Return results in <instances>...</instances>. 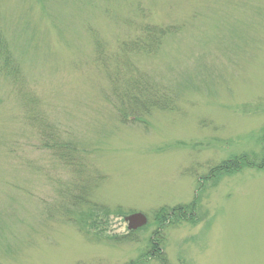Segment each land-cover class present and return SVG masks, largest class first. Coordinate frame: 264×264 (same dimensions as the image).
<instances>
[{"label": "rangeland", "instance_id": "rangeland-1", "mask_svg": "<svg viewBox=\"0 0 264 264\" xmlns=\"http://www.w3.org/2000/svg\"><path fill=\"white\" fill-rule=\"evenodd\" d=\"M0 27V264H160L157 212L194 201L168 264H264V170L208 178L264 159V0H0Z\"/></svg>", "mask_w": 264, "mask_h": 264}, {"label": "trees", "instance_id": "trees-1", "mask_svg": "<svg viewBox=\"0 0 264 264\" xmlns=\"http://www.w3.org/2000/svg\"><path fill=\"white\" fill-rule=\"evenodd\" d=\"M151 33L158 34L159 37H162L166 34V31L162 28L154 29L152 28ZM3 31L0 27V57L2 58V61L4 62V67L8 69V66H10V58L7 56L8 53V46L6 44V40L3 36ZM139 102V100H137ZM142 104L140 103L138 106V110L141 112V110H152V109H164V106L159 102H153L152 104H149L148 107H142ZM141 108V109H140ZM137 120V118H135ZM264 134V133H263ZM264 138V137H263ZM70 149V147H69ZM247 157L246 155L239 156V157H233L231 159L226 160L225 162L221 163L219 166H216L213 168L209 174V179H216L223 175H230L232 173H237L240 171H243L242 169H258V170H264V159L259 164L256 162L251 161L252 158ZM77 161L76 158L70 157L67 158L66 164L67 166H72V161ZM73 201L76 202L75 205H79V203L85 204L88 203L89 196L86 195L85 191L80 188V192L78 196H75L72 198ZM196 203L195 201L187 206H179L172 209H166L162 208L159 212L156 214V222L158 229L154 232L152 239H150V253H147L146 256H143L142 259L151 257L152 260L160 263V264H168V259L166 257V254L164 252L163 246H164V238L162 236V230L165 225L171 224L174 222H182L187 221L188 222H196L195 219V213H196ZM132 236V235H131ZM130 234L126 236V240L130 239ZM149 261L147 260V263ZM142 263L141 260H137V262H130L128 264H140Z\"/></svg>", "mask_w": 264, "mask_h": 264}, {"label": "water", "instance_id": "water-1", "mask_svg": "<svg viewBox=\"0 0 264 264\" xmlns=\"http://www.w3.org/2000/svg\"><path fill=\"white\" fill-rule=\"evenodd\" d=\"M125 222L128 224L129 231H136L147 224V218L143 214L137 213L127 216Z\"/></svg>", "mask_w": 264, "mask_h": 264}]
</instances>
